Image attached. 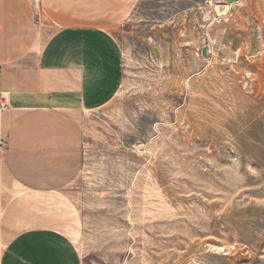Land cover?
<instances>
[{
    "label": "rangeland",
    "instance_id": "rangeland-1",
    "mask_svg": "<svg viewBox=\"0 0 264 264\" xmlns=\"http://www.w3.org/2000/svg\"><path fill=\"white\" fill-rule=\"evenodd\" d=\"M218 3L131 0L113 20L118 85L82 110L78 174L41 199L82 264H264V0Z\"/></svg>",
    "mask_w": 264,
    "mask_h": 264
},
{
    "label": "crops",
    "instance_id": "crops-1",
    "mask_svg": "<svg viewBox=\"0 0 264 264\" xmlns=\"http://www.w3.org/2000/svg\"><path fill=\"white\" fill-rule=\"evenodd\" d=\"M127 1L0 0V264H82L70 236L43 220L41 199L78 174L82 110L118 85L111 28ZM35 4L57 24L44 40Z\"/></svg>",
    "mask_w": 264,
    "mask_h": 264
},
{
    "label": "water",
    "instance_id": "water-1",
    "mask_svg": "<svg viewBox=\"0 0 264 264\" xmlns=\"http://www.w3.org/2000/svg\"><path fill=\"white\" fill-rule=\"evenodd\" d=\"M237 0H226V3H218L215 5V11H216V14L217 15H220L219 14V11H223L225 10V13L226 14L229 10V4L233 3V2H236ZM139 148L140 149H143L144 146L143 144H139Z\"/></svg>",
    "mask_w": 264,
    "mask_h": 264
},
{
    "label": "built area",
    "instance_id": "built-area-1",
    "mask_svg": "<svg viewBox=\"0 0 264 264\" xmlns=\"http://www.w3.org/2000/svg\"><path fill=\"white\" fill-rule=\"evenodd\" d=\"M8 107H9V103L7 99L4 96H2L0 99V108H8ZM1 144L4 145L5 140H1Z\"/></svg>",
    "mask_w": 264,
    "mask_h": 264
},
{
    "label": "bare ground",
    "instance_id": "bare-ground-1",
    "mask_svg": "<svg viewBox=\"0 0 264 264\" xmlns=\"http://www.w3.org/2000/svg\"><path fill=\"white\" fill-rule=\"evenodd\" d=\"M224 13H225V10L219 11V14H224Z\"/></svg>",
    "mask_w": 264,
    "mask_h": 264
}]
</instances>
